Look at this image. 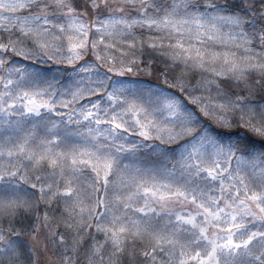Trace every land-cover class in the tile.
I'll return each mask as SVG.
<instances>
[{"label":"snow or ice","instance_id":"1","mask_svg":"<svg viewBox=\"0 0 264 264\" xmlns=\"http://www.w3.org/2000/svg\"><path fill=\"white\" fill-rule=\"evenodd\" d=\"M0 264H264V0H0Z\"/></svg>","mask_w":264,"mask_h":264},{"label":"trees","instance_id":"2","mask_svg":"<svg viewBox=\"0 0 264 264\" xmlns=\"http://www.w3.org/2000/svg\"><path fill=\"white\" fill-rule=\"evenodd\" d=\"M168 2H171V0H168ZM54 226V225H53Z\"/></svg>","mask_w":264,"mask_h":264}]
</instances>
